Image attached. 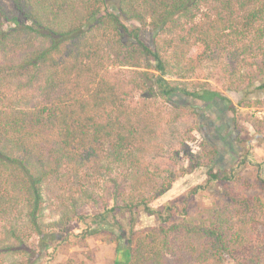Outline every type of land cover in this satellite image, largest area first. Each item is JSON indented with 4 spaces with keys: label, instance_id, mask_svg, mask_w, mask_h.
Returning <instances> with one entry per match:
<instances>
[{
    "label": "trees",
    "instance_id": "1",
    "mask_svg": "<svg viewBox=\"0 0 264 264\" xmlns=\"http://www.w3.org/2000/svg\"><path fill=\"white\" fill-rule=\"evenodd\" d=\"M223 45L242 54L237 66L255 67L253 73L247 71L235 85L228 65L224 91L201 82L190 88L189 78L197 70L193 60L215 62V51ZM262 66L264 0H0V217L19 211L20 204L14 210L12 202L23 201L28 226L38 236L41 250L48 252L53 246L57 253L62 241L74 245L73 238L83 243L90 234L87 220L104 223L128 202L124 187L131 179L136 191L143 194L147 189L159 198L177 178L165 166L161 150L148 158L162 122L155 112L160 108L153 110L158 100L171 103L175 117L180 116L177 108L185 112L180 129L171 131L168 122L164 128L173 140H185L184 135L189 139L195 129L204 130L200 108L224 103L228 109L219 115L222 123L214 141L223 140L221 146L229 152L236 145L242 149L239 143L249 145L250 140L242 138L236 110L223 92L234 94L239 107L261 106L264 99L257 97L264 95V75L256 68ZM182 69V74L177 72ZM175 76H183L186 82L176 85ZM189 99L200 108L194 102L186 107ZM252 127L264 140V119L254 118ZM226 130L231 133L227 139L222 136ZM202 140L198 152L189 148L185 154L209 169L207 184L238 180L231 162L222 166L217 159L220 145L206 135ZM243 151L241 164L247 154ZM104 160V187L114 188L116 205L93 217L81 215L83 206L72 198L71 216L44 224L43 185L71 183L70 177L79 183L80 167L94 171ZM122 164L127 169L116 174ZM161 171L169 173L166 181L157 178ZM6 178L17 179L24 196L11 191ZM225 197L232 202L224 210L189 226H171L169 214L142 203L149 215L164 223L162 232L180 233L179 243L168 236L157 247L155 234L150 236L153 248L142 246L144 241L132 247L128 240V246L120 245L124 248L114 264H167L174 249L195 236L192 245L198 261L225 264L228 257L234 264H264V205L253 204L234 189L227 190ZM85 201L97 200L88 194ZM134 207L129 206L131 211ZM76 219L85 229L61 240L58 232L66 233L67 225ZM19 229H10L11 241L0 245V258L18 257L22 264H36L38 257L32 256L34 250ZM54 256L46 264H52Z\"/></svg>",
    "mask_w": 264,
    "mask_h": 264
},
{
    "label": "rangeland",
    "instance_id": "2",
    "mask_svg": "<svg viewBox=\"0 0 264 264\" xmlns=\"http://www.w3.org/2000/svg\"><path fill=\"white\" fill-rule=\"evenodd\" d=\"M137 8H139V5L136 6V9ZM141 10L142 6L138 11ZM147 18L150 20V17ZM148 28L151 29V26L148 25ZM173 32H176V29ZM173 35L172 33L171 36ZM168 36H170L169 33L166 37ZM199 46L192 49L190 57L196 53ZM223 47L215 51V57H217L215 62L210 63L209 61H204L198 64L199 61L193 60V66L197 68V70L195 74H191L189 78L190 82L188 86L190 88H193L197 83L201 82L209 84L213 89L224 91L223 84L226 79L225 71L228 65L234 76L232 80L236 83L235 85L243 81L241 77L247 74V71L253 73L255 67L245 69L237 66L241 64L237 62L243 60L244 56L240 53L238 54V52L235 53L233 46L229 45V48H227L226 45H223ZM183 68L185 69V66H183ZM184 69H182L181 72H177L182 74ZM262 70H264L263 66L261 69L256 68L258 73L261 71L264 75ZM174 80L175 84L179 86H181L183 82H186L183 76H175ZM229 80L231 79L229 78ZM223 93L231 101L232 109L236 110L235 117L239 131L242 138L247 141L250 140L249 145H241L239 143L242 147L241 149L235 144L236 146L233 151L229 152L227 147L224 148L221 146L223 140L220 142L217 139L215 142L214 139L219 138V124L222 123L219 115L226 114L225 112L228 108L224 103L217 102L200 108L197 101L190 99L185 101V105L187 107L188 104L192 105L194 102L197 108L202 110L200 119L202 127H205V131H198L195 129L196 131L191 134L189 139L187 135H184L185 140H173L170 133H167L164 128L167 127V122L172 123L171 131H175L181 125V123L179 124V120L184 118L185 112L183 113L181 112V108H177L180 116L175 117L173 115L175 112H170L171 103L160 99L157 104H154L153 110L159 107L160 111L155 110V112L156 114L159 113L162 122L164 119L166 121L163 123L161 122L159 126V133H157L153 143L156 147L149 151L151 154L148 158L152 159V154L161 150L165 166H167L169 171L177 175V178L173 180L171 188L164 196L155 198L156 196H154V193H148L150 190L148 191L147 189L143 194L140 191H136L132 185L133 179H131V184L129 183L124 187V193L128 202H123L121 208L117 206L118 209H115L114 214L111 213L104 223H100L96 218L87 220V224L90 226V229H88L90 234L86 240L80 244L75 242L73 238L74 245L62 241L57 247V253L53 246L50 247L48 252H44L39 248V238L28 226L26 218L27 206L23 201L12 202L14 203V210L18 207V203L20 204L19 211L8 214L5 217H0V245L10 242V229L12 227H18L21 228L19 230L22 231L21 234L24 235L25 241L28 242L29 246L34 250L32 256L34 258L38 257L36 264H46L53 254H55V256L52 264H114L117 255L120 257V253H117L124 248L122 246L129 245L128 240H132V247H135L138 241H144L142 246L153 248L154 242L150 236L155 234L158 237V240H155V246L157 247L160 246L162 239L168 236L171 240L174 241V239H176V243H179L178 239L180 233L172 236V231L167 233L162 232L160 229L164 223H161L157 216H151L145 211L144 205H142L144 202L148 203L152 208L156 211H160L165 216L169 214L170 218L168 220L171 226L184 223L189 226L199 220H208L212 214L216 216L218 214L217 210H224L232 202L229 198L225 197V193L229 189L240 191L253 204L259 202L264 205V140L262 137L257 136L252 127L254 118L264 119V102L261 106L242 108L238 106V100L234 94H229L227 92ZM141 96V94L137 95L135 100H139ZM258 96L257 98L260 100L264 99L263 94H258ZM200 119L198 120L199 122ZM175 133H178V130ZM204 134L220 145L217 159L222 166L229 165L231 162V169H234L236 175H240L238 180L227 183L207 184L209 169L205 166H199L195 161L197 159H190V157L185 154L186 151H189V148L194 150V152L199 151V144L204 142L202 140L205 136ZM230 134L228 130L225 131V134L222 132V136L224 135L226 139L230 137ZM183 141H186L188 147ZM242 151L243 154H247L245 155V159L243 158L244 163L241 164L242 157H240V153ZM103 153H105V151H103ZM46 160H49V157L46 158ZM52 161L55 163V160ZM123 164L118 168L119 170L116 171V174L127 169V166ZM101 166H106V160L94 166V171L87 169L85 166L80 167L77 171L78 178L80 179L79 183L70 177L71 183L64 185H62V183L55 184L53 183L54 181H50L51 179H49V183L51 184L45 183L43 185L44 224L49 225L59 222L62 217L70 215L73 205L71 203L72 198L77 200L78 206H83L81 215L91 213L93 217L98 216L106 208H112V206L116 205V202L113 200L114 188L109 190V188L105 189L104 187L105 183L102 177L103 172ZM155 166L156 164H154L151 169H154ZM183 169H192L193 172L187 174ZM168 177L169 173L161 171L157 178H160L161 181H166ZM6 180V184L11 191L16 189L21 193L20 184L17 183V179L6 178ZM196 189L197 192L194 193ZM21 194L24 196L23 193ZM88 194L89 196H93L97 201L83 202ZM131 205H136L132 211L129 208ZM167 207H169L170 210H167ZM184 207H186V211L183 209ZM232 220L235 222L236 219L233 218ZM84 229L85 227L76 219L72 220L69 226L67 225L66 233L58 232V234H61L62 237L60 238L62 240L67 234H79L82 233ZM154 230H156V232H152ZM260 231L263 232L262 229H260ZM195 238L196 236L192 239L189 238L187 243H183L182 247H176L173 252V259L172 256L169 257L167 264H216L217 260L209 259L206 262L197 260V254L193 251L192 245L196 241ZM180 249L181 251H179ZM225 260V264H234L228 257ZM22 263V260L18 257L11 258L9 256L4 259L0 258V264Z\"/></svg>",
    "mask_w": 264,
    "mask_h": 264
},
{
    "label": "flooded vegetation",
    "instance_id": "3",
    "mask_svg": "<svg viewBox=\"0 0 264 264\" xmlns=\"http://www.w3.org/2000/svg\"><path fill=\"white\" fill-rule=\"evenodd\" d=\"M223 133H225V131Z\"/></svg>",
    "mask_w": 264,
    "mask_h": 264
}]
</instances>
